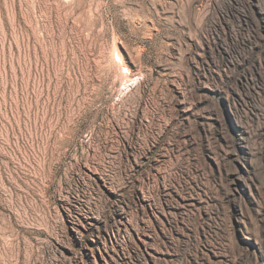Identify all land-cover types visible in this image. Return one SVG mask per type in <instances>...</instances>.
<instances>
[{
    "label": "rangeland",
    "instance_id": "1",
    "mask_svg": "<svg viewBox=\"0 0 264 264\" xmlns=\"http://www.w3.org/2000/svg\"><path fill=\"white\" fill-rule=\"evenodd\" d=\"M0 264H264V0H0Z\"/></svg>",
    "mask_w": 264,
    "mask_h": 264
}]
</instances>
